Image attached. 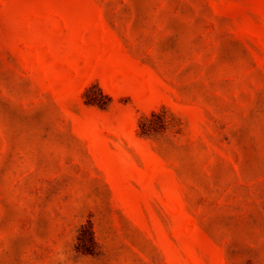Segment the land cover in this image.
I'll list each match as a JSON object with an SVG mask.
<instances>
[{
	"label": "rangeland",
	"instance_id": "obj_1",
	"mask_svg": "<svg viewBox=\"0 0 264 264\" xmlns=\"http://www.w3.org/2000/svg\"><path fill=\"white\" fill-rule=\"evenodd\" d=\"M0 264H264V0H0Z\"/></svg>",
	"mask_w": 264,
	"mask_h": 264
}]
</instances>
